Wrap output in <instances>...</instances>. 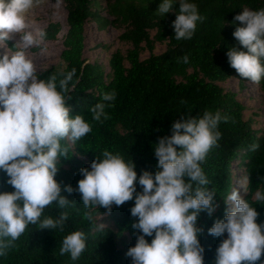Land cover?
Masks as SVG:
<instances>
[{
  "label": "clouds",
  "instance_id": "obj_1",
  "mask_svg": "<svg viewBox=\"0 0 264 264\" xmlns=\"http://www.w3.org/2000/svg\"><path fill=\"white\" fill-rule=\"evenodd\" d=\"M43 0H0V44L13 34L19 39L11 54H0V173L12 191H0V258H5L30 226L63 232L73 205L61 192L80 196L84 208L111 211L133 201L130 216L135 243L125 255L130 264H204L205 249L199 237L203 229L197 221L201 213L213 217L218 204L216 192L209 188L202 164L218 145V126L228 116L204 111L198 116H181L172 122L170 134L152 145L156 170L138 175L131 160L102 150L87 167L75 188L54 179L61 158H66V141L75 144L91 132L82 115L70 116L66 101L74 70L40 78L26 50L39 46L43 31L28 30L29 12ZM179 5L172 21L174 39L192 38L202 19L194 0H159L155 12L164 17ZM238 25L232 36L243 50L228 48L227 61L244 79L260 84L264 80V8H243L231 21ZM43 51V49H42ZM188 63V56L180 58ZM116 99L114 91L104 92L88 111L93 121L107 118L106 108ZM259 147L253 143L249 151ZM139 187V190L137 188ZM246 189L233 188L224 198L222 218L213 219L207 234L221 238L211 264H264V221L245 198ZM254 199L264 203V191ZM55 206L57 215H45ZM92 218L89 217V220ZM151 237V240L146 239ZM86 234L73 230L63 236L59 255L76 264L86 249Z\"/></svg>",
  "mask_w": 264,
  "mask_h": 264
},
{
  "label": "trees",
  "instance_id": "obj_2",
  "mask_svg": "<svg viewBox=\"0 0 264 264\" xmlns=\"http://www.w3.org/2000/svg\"><path fill=\"white\" fill-rule=\"evenodd\" d=\"M194 2L202 19L191 39L177 41L172 28L175 19L172 12L161 17L131 4L118 16L112 6L108 12L115 17L108 20L100 15L96 0H64L66 32L60 53L62 66H51L37 74L40 78L56 76L59 80L63 73L74 70L66 106L70 116L82 115L91 126V132L75 144L61 142L67 145L68 151L66 158H61L54 179L62 189L64 185L75 188L77 180L82 178L79 169L87 167L102 150L119 153L131 160L138 175L142 170L155 171L152 145L158 137L170 134L173 121L181 116L195 117L204 111H219L228 116V120L218 126L221 132L218 145L202 164L209 180L208 187L216 192L218 204L213 217L201 213L197 221L203 229L199 240L205 249L204 264H211L221 238L208 235L207 228L213 219L222 218L225 208L229 207L224 198L232 190L238 173L246 180L245 198L260 214L257 222L264 221V203L254 199L256 191H264V127L256 128L252 119H246L245 106L236 93L219 84L231 77L240 82L248 81L241 78L227 61L228 48L243 50L232 36L238 25L231 21L243 8H264V0ZM117 20L126 22V28L118 38L130 48L125 53L112 52L106 71L101 63L88 62L84 57L85 25L93 21L98 28H103ZM42 31L44 41H54L61 25L50 21ZM155 44H164L166 48L161 53H154ZM5 45L11 51L15 50L14 43L9 40ZM145 51L149 55L141 58ZM184 55L188 56V63L180 59ZM255 89L264 93V80L255 84ZM110 91L116 93V99L113 106L105 110L107 118L93 121L89 107L99 101L102 93ZM253 143L259 147L249 151ZM5 180L4 174L0 173V191H12ZM61 195L73 202L71 207L63 210L68 213L64 231L30 225L7 257L0 258V264H70L67 255H59V247L63 236L73 230L83 231L87 238L86 249L76 264H130L125 253L135 243L131 228L135 218L129 212L133 201L118 207L113 205L111 211L106 212L102 207L84 208L76 192L68 194L62 190ZM58 212L55 206L45 208V215H57ZM99 216L101 219L97 221ZM146 239L150 242L151 237Z\"/></svg>",
  "mask_w": 264,
  "mask_h": 264
},
{
  "label": "rangeland",
  "instance_id": "obj_3",
  "mask_svg": "<svg viewBox=\"0 0 264 264\" xmlns=\"http://www.w3.org/2000/svg\"><path fill=\"white\" fill-rule=\"evenodd\" d=\"M100 7V15L108 20L114 19L115 16L108 10L113 8L115 14L121 16L131 4L153 11L157 9L159 0H96ZM179 5H173V11ZM119 18V17H118ZM58 22L61 25V31L54 41H44L41 44L33 46L26 50V56L33 62V65L39 73L40 71L54 66L61 67L60 53L62 50V39L66 32V9L64 0H43V3L32 9L27 16L28 30L33 32L42 31V29L50 22ZM126 22L116 21L106 27L98 28L95 22L89 21L85 25V48L84 57L88 62L101 63L106 71H108V59L112 52L119 50L125 53L130 48L128 43L119 40L118 36L125 30ZM19 39L18 34H13L10 42L16 43ZM164 44H155L154 53H161L165 50ZM43 49V51H42ZM13 51L8 49L6 45L0 44V53L11 54ZM149 53L143 52L141 58L147 57ZM220 86L228 91L236 93L237 99L245 106L244 117L254 121L256 128L264 127V93L255 89V83L243 81L236 77H231L224 82L219 83ZM238 177L234 179L233 188L245 189L246 180L238 173ZM246 193V192H245ZM229 206V205H228ZM101 217H97V221Z\"/></svg>",
  "mask_w": 264,
  "mask_h": 264
}]
</instances>
